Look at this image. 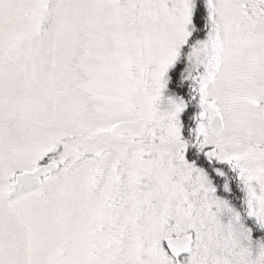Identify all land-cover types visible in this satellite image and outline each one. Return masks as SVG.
I'll return each instance as SVG.
<instances>
[{"label":"rangeland","instance_id":"374dc122","mask_svg":"<svg viewBox=\"0 0 264 264\" xmlns=\"http://www.w3.org/2000/svg\"><path fill=\"white\" fill-rule=\"evenodd\" d=\"M205 2L189 48L196 0H0V264H177L165 240L189 234L182 264L264 263L215 187L233 162L264 231V0ZM185 47L191 140L170 88ZM121 122L134 129L113 133ZM191 145L215 152V180ZM48 163L8 201L18 174Z\"/></svg>","mask_w":264,"mask_h":264},{"label":"trees","instance_id":"16d2710c","mask_svg":"<svg viewBox=\"0 0 264 264\" xmlns=\"http://www.w3.org/2000/svg\"><path fill=\"white\" fill-rule=\"evenodd\" d=\"M208 7L209 6L206 5L205 0H196V9L193 15V24L195 30L189 40V45L186 47L190 48L192 44L202 40L205 37V34L208 30L206 22H208V18L210 16V10ZM186 47L182 50L183 56L181 61L170 72V88L172 91L185 97L189 102L188 110L182 116V123L184 135L191 140L199 110L197 108V101H195L196 94L193 90V86L191 82L185 81L182 75L183 70L186 67V62L184 59L185 52L188 49ZM188 158L192 162L203 167L208 172V174L215 180L216 174L213 168V166L215 165L211 164L208 160H206L205 156H203V154L198 151L197 147H193L191 145L190 150L188 152ZM215 167L223 169V167L219 165ZM215 184L219 186L222 184V182L216 181Z\"/></svg>","mask_w":264,"mask_h":264},{"label":"water","instance_id":"95a60500","mask_svg":"<svg viewBox=\"0 0 264 264\" xmlns=\"http://www.w3.org/2000/svg\"><path fill=\"white\" fill-rule=\"evenodd\" d=\"M201 119H203V116H201ZM133 129V124L121 122L112 127V132L121 135L129 133ZM208 129L213 135H219L222 133L224 124L220 115L216 114L211 118V121L208 124ZM205 156L212 160L216 159V154L213 150L207 151ZM56 168L57 165L55 163H50L48 165L39 166L32 172L18 174L13 189L7 195L8 201L12 202L21 195L39 188L42 184V179L52 173ZM165 246L173 257L189 255L193 246V237L189 234L182 237L169 238L165 240Z\"/></svg>","mask_w":264,"mask_h":264},{"label":"flooded vegetation","instance_id":"af4514ba","mask_svg":"<svg viewBox=\"0 0 264 264\" xmlns=\"http://www.w3.org/2000/svg\"><path fill=\"white\" fill-rule=\"evenodd\" d=\"M48 164H42V165H48ZM222 171L223 172L227 171L226 174L228 175V177L226 176L223 179L216 180L218 182H223L222 185H219V186L215 185V187L217 188V193L222 199L227 200L230 203V205L233 207V211L235 210V213H236V214L233 213L234 215L233 217L237 218L246 227L251 228V230L253 231L252 236L254 238L262 240L264 242V231L259 226L260 223L257 220V215L254 212V208L252 210L247 205L249 200L253 201L254 199L258 197L257 192L255 190H252L250 186L242 182L243 175L239 172L237 168H235V165L233 162L230 164V166L226 170H222ZM52 173H50L49 175H47L46 177L42 179V184L44 183V180L48 178ZM224 186H226L227 191H224L225 189ZM219 187L220 189L218 190ZM185 256H188V255L174 257L175 259H177V264H182V260ZM259 264H264V263L260 262Z\"/></svg>","mask_w":264,"mask_h":264}]
</instances>
